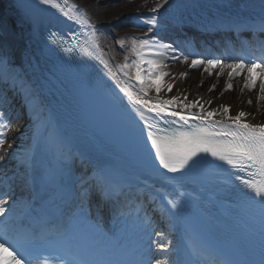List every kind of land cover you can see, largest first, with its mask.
<instances>
[{"label":"snow or ice","instance_id":"obj_1","mask_svg":"<svg viewBox=\"0 0 264 264\" xmlns=\"http://www.w3.org/2000/svg\"><path fill=\"white\" fill-rule=\"evenodd\" d=\"M39 3L57 9L69 21L78 25L89 24L86 12L81 15L66 11L57 0H39ZM165 6L171 7L170 0H156L154 6L149 9L153 13L151 18L141 21V25L147 27V32L141 33L144 38L131 39L130 53L135 59L128 63V56H125L124 63L119 65L130 82L116 80L120 91L132 101L139 117L140 126L134 135L142 138L143 148L154 162H158L157 171L162 168L173 174L164 177L166 187L156 190L152 201L156 202L158 198L160 213L171 219L179 217L186 198L194 196L193 192L186 190V185L190 180L194 182L198 176H209L228 191L239 188L237 195L252 210L254 217L258 215L261 236L259 247L245 244L237 252L224 256L210 246L191 239H182L173 245L165 232L158 231L153 233L159 237L155 243L149 237L147 243L131 248L126 245H114L105 243L110 242L112 238L103 231L98 221L90 224L89 230L91 235H98L103 239L78 236L71 224L68 227L53 225L43 213L36 218L38 227L25 228L8 214L14 204L10 206L8 198H0V250L9 252L7 257L0 255V260L5 264H201V261L208 257L216 259L217 264H264V123L248 121L246 117L250 113L242 110L235 116L230 115V105L219 106V114L226 117L225 120L215 119L217 109L207 110L199 100L185 104L179 96L164 100L159 95L156 97L157 103L144 99L150 89L154 88L159 94L162 88L171 91L174 86L172 83H163V77L169 73L163 71V52L155 51H176L173 44H165L164 37L158 34L162 31V25L156 14ZM29 19L35 31V21L31 17ZM259 29L264 33V18L259 23ZM5 30V27L0 25V35H3ZM149 33H152L151 37L148 36ZM91 39L93 48H98L95 37ZM49 41L57 47L62 44L56 33L49 34ZM118 43L123 47L126 41L121 38ZM81 50L93 59H100L88 48ZM259 51L260 57L253 55L248 49H242L239 58L228 57L227 53L222 54L231 59V62L214 55L205 58L204 54H190L195 55V58L190 59V55H184L183 52L179 56L174 55L172 59L182 58L191 67L204 66L205 72L209 74L218 70L217 77L226 74L225 91L233 89L235 77L246 73L241 91L258 88L257 100L264 101V63H261L264 60V43L259 45ZM246 58L248 63L245 62ZM7 62L8 53L0 47V64L6 65ZM144 65L148 66L147 69ZM105 67L108 68V65L105 64ZM132 69L135 70L134 77L130 75ZM108 70L111 72V68ZM113 78L116 79L115 73ZM132 80L137 82L136 91H133ZM214 88L215 84L209 91ZM206 103L210 104L211 101ZM247 103H252L251 98ZM176 104H179L181 110H170V106ZM196 107H199V112L190 111ZM4 115L0 112V117ZM127 134L133 135L131 130ZM4 143L5 141L0 139V146ZM7 152L8 150L4 149L5 155L0 156V161L7 162ZM21 163L25 169L29 168L30 157L26 156ZM19 179L22 185L29 186L27 171ZM83 183L85 187L82 190V203L90 198L93 189L101 201L105 202L112 201L121 194L118 185L109 180L102 170L94 173L90 179H85ZM167 188H171V191L166 190ZM2 195L9 197L10 193ZM24 203L29 209L32 208L31 200ZM81 213V222H87V212L83 207ZM151 223V219L145 214V232ZM184 227L185 232H188L189 225L185 223ZM9 243L15 246L16 252L7 247ZM17 252L20 255H17ZM156 255H163L165 258H155ZM232 256L238 258L233 259Z\"/></svg>","mask_w":264,"mask_h":264},{"label":"bare ground","instance_id":"obj_2","mask_svg":"<svg viewBox=\"0 0 264 264\" xmlns=\"http://www.w3.org/2000/svg\"><path fill=\"white\" fill-rule=\"evenodd\" d=\"M86 10L92 18L94 25L99 30L102 46L105 47L104 53L108 60L113 65L120 75L125 79H129L120 70L119 65L124 63V55L128 45L121 47L117 44L116 39L119 36L136 35L141 37V33L147 32V27L139 25L134 22L133 16L140 11V9L151 8L154 6L156 0H75ZM216 2L215 0H210ZM220 2H235L241 4L244 2L254 3L261 6L264 5V0H218ZM171 7L165 6L164 9L156 14L159 20L172 21L178 14L191 13L196 14V9L210 8L208 0H170ZM198 8V9H200ZM195 10V11H194ZM193 11V12H192ZM176 13V14H175ZM17 13V9L11 0H0V25L5 27V32L0 35V47H3L8 53L7 64H0V68L7 70L8 66L12 65L11 73L8 76V92L6 96L1 98V106L6 109V115L11 118V127L8 136V141L2 145L0 156H4V149H7L6 163L0 161V198H8L9 205L14 204V208L10 209L9 215H12L15 220L18 216L26 213L28 207L24 202L31 200L32 196L28 192L27 187L22 185L20 177L31 173L34 163L35 151L38 143L43 139L46 133L54 130L51 123L52 116L48 111L47 105L42 103L41 97L33 88L29 76L23 71L24 60L28 59L29 54L23 50L22 43L25 40L26 33L23 28L24 20ZM143 20L151 18L145 14L140 15ZM152 33L148 36L151 37ZM165 44H173L176 49L175 52L169 50L164 52L162 49L155 51L163 52L162 63L165 65L163 71L168 72L169 75L163 77V83H172L174 86L171 91L162 88L161 92L157 94L155 89H150L145 96L146 99H151L152 102L157 101L156 97L159 95L162 99H171L174 96H179L180 100L187 104L191 101L199 100L207 110L217 109L216 118H222L219 114V106L230 105V115L235 116L239 111L250 113L246 119L252 123H264V101H258V88L251 91L245 89L243 92V78L246 73L233 80V89L225 91L227 75L217 77L214 70L212 74L205 72L204 66L191 67L185 63L183 59L173 60L172 57L179 56L184 50L180 49L177 44L172 43L169 39L163 41ZM184 48V47H183ZM187 53V52H186ZM184 53V55H189ZM229 55V52L224 51ZM128 59H129V55ZM195 58V55H190V59ZM133 59H131L132 61ZM131 63V62H128ZM147 69V65H144ZM259 72V69L256 70ZM186 73L187 75H181ZM130 75L134 77L135 70L132 69ZM202 82V83H201ZM259 83V81L257 82ZM215 84V88L209 91L210 87ZM30 93V94H29ZM187 97V99H185ZM251 98L252 103L248 104V99ZM211 101V103H206ZM42 103V104H41ZM17 109V111H16ZM197 110L199 107L190 110ZM18 110H20L18 112ZM170 110H181L179 104L170 106ZM189 111V110H185ZM226 118V117H223ZM30 157V167L25 169L21 161L25 157ZM82 174V173H81ZM85 175V174H84ZM83 175V176H84ZM4 182H8L11 186L2 188ZM3 183V184H2ZM2 184V185H1ZM3 193H10L9 197H3ZM152 207V206H151ZM152 210L153 217L151 218V225L147 226L145 232V225L143 221H134L130 215L129 218L123 221H117L113 230L111 241L107 243L114 245H126L128 247H135L142 243H147L149 237L155 243L159 237L153 235L154 232H165L167 239L176 245L175 236L171 231V224L166 215H162L157 206L150 208H141L140 218L145 217L147 210ZM140 221V219H139ZM2 223V218H0ZM7 247L12 251L9 244ZM0 255L7 257L9 252L0 250ZM17 255H20L17 252ZM155 258L164 259L163 255H156ZM0 264H5L0 260Z\"/></svg>","mask_w":264,"mask_h":264},{"label":"rangeland","instance_id":"obj_3","mask_svg":"<svg viewBox=\"0 0 264 264\" xmlns=\"http://www.w3.org/2000/svg\"><path fill=\"white\" fill-rule=\"evenodd\" d=\"M132 38H136L135 36L131 35ZM122 38V37H121ZM116 39L117 43L118 41L121 39ZM119 44V43H118ZM154 89V88H153ZM17 111V109H16ZM20 110H18L19 112ZM0 112L4 113L5 115L3 117H0V133H2L3 135H0V139L4 140L5 143L8 141V136H9V132H10V127H11V118L8 117L6 115V109H1ZM4 143V144H5ZM1 148L2 146H0V153H1ZM11 186V185H10ZM141 219L140 216L137 217L136 220ZM143 220V219H142ZM138 222H140L138 220Z\"/></svg>","mask_w":264,"mask_h":264}]
</instances>
